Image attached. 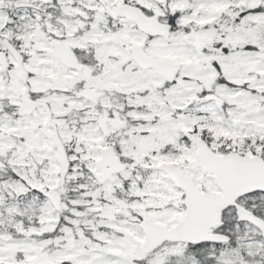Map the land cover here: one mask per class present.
I'll list each match as a JSON object with an SVG mask.
<instances>
[{"label":"snow or ice","instance_id":"snow-or-ice-1","mask_svg":"<svg viewBox=\"0 0 264 264\" xmlns=\"http://www.w3.org/2000/svg\"><path fill=\"white\" fill-rule=\"evenodd\" d=\"M0 264H264V0H0Z\"/></svg>","mask_w":264,"mask_h":264}]
</instances>
